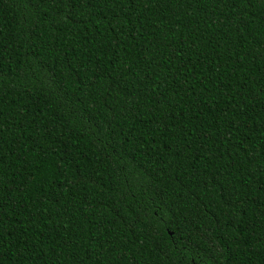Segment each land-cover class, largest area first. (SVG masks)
I'll return each mask as SVG.
<instances>
[{
  "label": "trees",
  "instance_id": "trees-1",
  "mask_svg": "<svg viewBox=\"0 0 264 264\" xmlns=\"http://www.w3.org/2000/svg\"><path fill=\"white\" fill-rule=\"evenodd\" d=\"M0 264H264V0H0Z\"/></svg>",
  "mask_w": 264,
  "mask_h": 264
}]
</instances>
